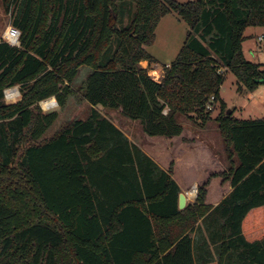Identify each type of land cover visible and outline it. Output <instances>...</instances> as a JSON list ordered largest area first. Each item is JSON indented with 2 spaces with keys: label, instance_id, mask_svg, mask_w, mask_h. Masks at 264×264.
Returning a JSON list of instances; mask_svg holds the SVG:
<instances>
[{
  "label": "trees",
  "instance_id": "obj_1",
  "mask_svg": "<svg viewBox=\"0 0 264 264\" xmlns=\"http://www.w3.org/2000/svg\"><path fill=\"white\" fill-rule=\"evenodd\" d=\"M12 2L21 45L0 41V264H237L211 250L195 258L191 230L201 219L219 221L221 208L204 205L210 181L180 209L172 171L99 110L120 109L144 135L170 138L182 132L180 116H211L210 103L220 104L216 119L231 161L224 175L234 188L212 240L227 250L242 245L240 262L264 264V118L227 114L221 97L223 68L241 93L264 83V67L243 53L246 28L264 27V0ZM172 11L190 29L156 81L141 63L157 62L147 46ZM15 85L22 98L8 103L5 89ZM74 88L91 112L44 138L57 111L42 115L39 102L55 96L65 106Z\"/></svg>",
  "mask_w": 264,
  "mask_h": 264
},
{
  "label": "rangeland",
  "instance_id": "obj_2",
  "mask_svg": "<svg viewBox=\"0 0 264 264\" xmlns=\"http://www.w3.org/2000/svg\"><path fill=\"white\" fill-rule=\"evenodd\" d=\"M177 1L186 2L190 0ZM135 10L136 6L132 11H127L122 24H120L121 26L130 24ZM15 12L16 6L12 0L10 1L9 8H6L3 0H0V41L3 39L8 26L13 25ZM189 29L188 23L175 11L170 12L161 19L156 29L155 42L147 46L149 53L157 60V65H155V63L149 65L148 61H143L141 63L143 67L148 68L150 76L153 78L155 77V79L162 78L164 74L163 66L166 64L170 65L176 60L186 41ZM244 34L246 37L243 42V53L245 58L252 63H257L261 65V67H264V40H259V36L264 35V27H248ZM221 71L225 76V81L221 89V96L227 103V112H234V117L240 119L264 118V83H261L253 92L248 91L241 93L238 91L239 83L236 76L224 68L221 69ZM76 87L78 88V86ZM65 100V106L61 105L56 109L57 116L53 124L45 132L44 138H49L57 134L64 125L69 124L74 119L86 118L91 112V105L82 97L76 88H74V92L69 94ZM212 106L211 116H208L205 112H194L191 116L187 117L180 116L178 121L182 125V132L179 135L170 138L167 137V140L173 141L171 146L165 142L166 140H164V142H159V144L154 142L145 144L142 138L139 139V136H141L140 124L138 122H133L132 128L130 129V126H128L129 120L120 114V109L110 110L99 107V110L111 118L124 132L135 139L138 144H144L143 147H141L145 151L154 157H161L163 160L162 163L167 162L166 166H169L168 170L172 171V177L176 175V177H180L178 180L183 181V179H185L183 182L186 189L182 192L188 194V192L191 191V180L188 179V176L191 175V142L208 139H213L215 141L224 140L219 129L218 120L216 119L221 112L220 104L214 103ZM41 111L43 112L42 115H44L42 108ZM42 140L43 139H39L37 142H41ZM30 142L33 141L27 139L20 146L17 156L18 162L20 161V156L23 154L25 147ZM168 160H171V162L169 163ZM199 185L195 184L192 186V190H198ZM191 196L188 194L190 203Z\"/></svg>",
  "mask_w": 264,
  "mask_h": 264
},
{
  "label": "crops",
  "instance_id": "obj_3",
  "mask_svg": "<svg viewBox=\"0 0 264 264\" xmlns=\"http://www.w3.org/2000/svg\"><path fill=\"white\" fill-rule=\"evenodd\" d=\"M155 65H157V62L155 63ZM128 120H129L128 126H130L129 128L131 129L132 123L134 121L130 119ZM129 137L134 143L138 144L135 139H133L131 136ZM140 138H142L143 141H145V144L149 142L151 143L154 142L159 144V142L161 141L164 142V140H166L165 142H167L170 146L171 144H173L172 140H167L168 138L163 136H147L141 133L139 139ZM138 145L140 147L141 146L143 147L144 144L141 143ZM148 154L163 169L168 170L169 166L168 167L166 166L167 162L162 163L163 160L161 159V157H154L150 153ZM233 161L236 164H238V160L236 158H234ZM170 162L171 160L169 161V163ZM230 166H231V161L229 160V156L226 150L225 140L215 141L213 139H208L203 141L198 140L191 142V175L188 176V179L191 180V191L193 189L192 186H194L195 184L202 185L206 181H210L209 185L207 186V196L204 205L210 207L209 212L215 210V208H217L218 206L221 209L219 215L217 216L219 218V221L213 220L216 217L210 219L209 221H205L201 219L198 221V223L195 225V227L191 230L190 233H191V237L194 240V252L196 259H201V258L203 259L209 257L211 250L213 256L217 259H220V257L223 259L229 258L231 259V261L234 260L237 264H245L243 262H240V259H244L247 253L245 251V248L242 247V245H240L238 248H231V249L229 248L227 250L226 246L222 245L224 241L212 240V234L217 230V228H220L219 227L220 225L222 226V223L224 221L223 213L225 207L222 206V203L234 190L231 183V177H229V175H224V173L228 172ZM173 177L181 187L182 189L181 192L185 191L186 187L184 186V182H183L185 179L181 181L178 180L180 179V177H176V175H173ZM195 191L197 194L191 196V203H195L197 200L199 189L198 190L196 189ZM189 200L190 197H188L187 194V205L188 203H190ZM229 206L231 208L232 206L231 203H228L226 207L228 208ZM223 232H225L224 229H220L219 236L223 234ZM227 233H229V231H227Z\"/></svg>",
  "mask_w": 264,
  "mask_h": 264
},
{
  "label": "built area",
  "instance_id": "obj_4",
  "mask_svg": "<svg viewBox=\"0 0 264 264\" xmlns=\"http://www.w3.org/2000/svg\"><path fill=\"white\" fill-rule=\"evenodd\" d=\"M4 41L8 42L12 46H20L21 45V30L14 25L8 26L6 29L3 39ZM259 40H264V35L259 36ZM150 74V73H149ZM155 79V77H154ZM156 81H160L161 79H155ZM4 97L6 102L8 103H14L22 98V94L20 91L19 85L11 86L9 88L5 89ZM16 99V100H13ZM212 101H214V97L211 98ZM42 110L45 113L56 111V109L60 106L58 100L55 96L44 99L39 102ZM212 103L208 105V109H212ZM167 112V110H165Z\"/></svg>",
  "mask_w": 264,
  "mask_h": 264
},
{
  "label": "water",
  "instance_id": "obj_5",
  "mask_svg": "<svg viewBox=\"0 0 264 264\" xmlns=\"http://www.w3.org/2000/svg\"><path fill=\"white\" fill-rule=\"evenodd\" d=\"M231 111H228L227 114H230ZM187 206V194L185 192H180L179 194V208L184 209Z\"/></svg>",
  "mask_w": 264,
  "mask_h": 264
},
{
  "label": "bare ground",
  "instance_id": "obj_6",
  "mask_svg": "<svg viewBox=\"0 0 264 264\" xmlns=\"http://www.w3.org/2000/svg\"><path fill=\"white\" fill-rule=\"evenodd\" d=\"M195 193H196L195 190H192V191L188 192V194H189L190 196L193 195V194H195Z\"/></svg>",
  "mask_w": 264,
  "mask_h": 264
}]
</instances>
